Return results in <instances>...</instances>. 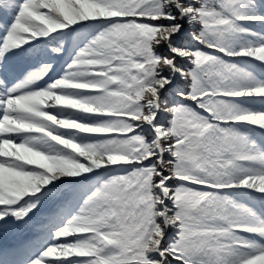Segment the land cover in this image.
I'll use <instances>...</instances> for the list:
<instances>
[{"label":"snow or ice","instance_id":"6c2138e0","mask_svg":"<svg viewBox=\"0 0 264 264\" xmlns=\"http://www.w3.org/2000/svg\"><path fill=\"white\" fill-rule=\"evenodd\" d=\"M258 102L264 0H0V264H264Z\"/></svg>","mask_w":264,"mask_h":264},{"label":"rangeland","instance_id":"374dc122","mask_svg":"<svg viewBox=\"0 0 264 264\" xmlns=\"http://www.w3.org/2000/svg\"><path fill=\"white\" fill-rule=\"evenodd\" d=\"M56 39L49 41V47L45 50L46 52L50 51L51 47L59 46L61 42L66 49H68L67 53L62 54L59 58L55 57L54 54H45L40 57L43 62L51 63L53 68L55 69L54 73H49V76L53 79L58 78L64 71V65L67 62H70L71 55L75 51V46L71 38L65 39L64 37L60 36L59 33L55 34ZM33 66H36V61H32ZM48 82V78L46 77L45 80L40 82V87H43L45 83ZM252 107L264 108V103H256L251 105Z\"/></svg>","mask_w":264,"mask_h":264}]
</instances>
